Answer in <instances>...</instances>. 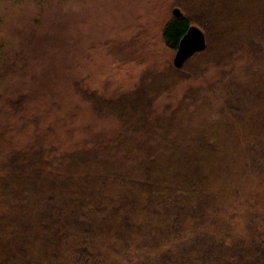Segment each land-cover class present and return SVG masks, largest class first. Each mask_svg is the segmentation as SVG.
<instances>
[{
	"label": "trees",
	"instance_id": "trees-1",
	"mask_svg": "<svg viewBox=\"0 0 264 264\" xmlns=\"http://www.w3.org/2000/svg\"><path fill=\"white\" fill-rule=\"evenodd\" d=\"M182 3L164 42L175 49L190 23L206 39L182 67L115 98L74 82L94 113L117 118V132L59 157L37 139L4 154L0 264H187V253L200 264L211 228L237 204L235 185L261 206L264 0ZM180 79L198 83L154 114L162 89Z\"/></svg>",
	"mask_w": 264,
	"mask_h": 264
},
{
	"label": "rangeland",
	"instance_id": "rangeland-1",
	"mask_svg": "<svg viewBox=\"0 0 264 264\" xmlns=\"http://www.w3.org/2000/svg\"><path fill=\"white\" fill-rule=\"evenodd\" d=\"M183 1L0 0V160L35 139L59 157L117 132V118L94 113L74 82L115 98L163 76L176 48L162 29ZM194 83L163 88L154 114L169 113ZM235 187L237 204L211 228L212 249L197 253L200 264H264V194L252 207L242 197L247 188Z\"/></svg>",
	"mask_w": 264,
	"mask_h": 264
},
{
	"label": "water",
	"instance_id": "water-1",
	"mask_svg": "<svg viewBox=\"0 0 264 264\" xmlns=\"http://www.w3.org/2000/svg\"><path fill=\"white\" fill-rule=\"evenodd\" d=\"M206 46L204 32L195 24H189L184 34L178 41L172 59L174 67L179 68L184 61L195 52L201 51Z\"/></svg>",
	"mask_w": 264,
	"mask_h": 264
}]
</instances>
